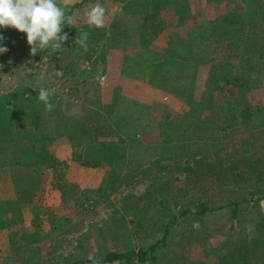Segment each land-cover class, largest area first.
Masks as SVG:
<instances>
[{
  "label": "rangeland",
  "instance_id": "obj_1",
  "mask_svg": "<svg viewBox=\"0 0 264 264\" xmlns=\"http://www.w3.org/2000/svg\"><path fill=\"white\" fill-rule=\"evenodd\" d=\"M96 4L105 23L90 28L85 13ZM229 11L246 21L240 35L256 29L255 42L219 34ZM70 14L76 25L64 26L73 34L60 53L32 56L26 34L0 29L9 48L0 54V131L9 145L0 149V264H94L109 250L155 241L172 219L159 264H264V0H73ZM202 21L217 25L220 43H199L203 59L188 58ZM79 31L89 33L87 52L74 43ZM212 69L236 80L260 110L258 126L212 127L223 113L190 103L192 92L207 97ZM41 86L54 90L51 112ZM99 109L113 131L73 141L74 130L97 124ZM61 140L83 155L73 152L78 168L57 163ZM200 202L211 209L198 214Z\"/></svg>",
  "mask_w": 264,
  "mask_h": 264
},
{
  "label": "trees",
  "instance_id": "obj_2",
  "mask_svg": "<svg viewBox=\"0 0 264 264\" xmlns=\"http://www.w3.org/2000/svg\"><path fill=\"white\" fill-rule=\"evenodd\" d=\"M86 1V0H82ZM147 6L145 5L143 10H146ZM134 9V8H133ZM139 9H134L131 13H133V17H136L139 19L141 15L138 14ZM246 21L240 16L239 13L233 11L228 12L225 15V18L223 22H221V28L219 29V34L224 33V36L226 38H230L235 43H240L241 40H245L246 38L252 39V41L255 42V32L256 29L250 30V35L245 37L240 35L241 30H245ZM199 28H205L206 30L203 33H199L198 35L193 39V43L195 44V47L192 44H189V50L186 51V53H191L192 56L188 58H194L196 60L203 59V53L202 50L199 47V43H203L204 47H208L210 42L220 43V39L218 38L217 34V25L212 24L211 26H208L205 24V21H202L199 23ZM71 29L64 27V32L69 33V36H71L73 33L69 32ZM72 31V30H71ZM81 32V31H79ZM142 40V39H141ZM205 40V41H204ZM247 40V39H246ZM179 42L182 46L187 45L188 39L186 37H180ZM178 42V43H179ZM258 47L261 50V54L264 49V36L259 37ZM17 43L14 41L12 42L11 46L16 45ZM178 45V44H177ZM207 45V46H206ZM208 49V48H206ZM204 49L205 52L207 50ZM201 50V51H200ZM218 51V50H217ZM11 53L13 54V50L11 49ZM202 53V54H201ZM219 53V52H217ZM187 57L186 55H184ZM210 62V59H209ZM229 64V63H228ZM210 78L207 83L206 88L202 90V93H206V98H197L194 92L190 93L189 95V101L191 104L196 103L197 101L201 100L203 103L205 102V106L210 108L212 113H223L224 119H222V122H215L209 119V121H212L211 126L213 127L215 124L218 127H221L222 129H225L228 131L230 127L238 128L239 123H242L243 125L248 126H258L260 124V119H258L256 112L260 111L259 109H255L251 106V104L243 97V89L238 86V83H236V80H233L229 77V72L223 71V72H216L215 70H210ZM220 78H223V81L219 80ZM239 88L241 89V94H236L239 91ZM238 90V91H237ZM201 93V95H203ZM232 94V95H231ZM235 96V97H234ZM201 104V103H200ZM217 108V109H216ZM101 109H99L96 113L99 115V117L96 118L97 124H90V125H84L83 129L81 131L74 130L70 134V137L73 141H79L82 139L88 140V141H96L101 135L109 133L113 131V128L111 124L109 123L107 116L104 112L100 113ZM221 111V112H218ZM170 123V121H167ZM75 158H79V160H82L81 158L83 155L78 153V151L75 149L74 151ZM56 160L55 158H52L50 160V164H52V167L56 168V165H54ZM87 164H92L94 161L92 159H85L83 160ZM211 207L208 205H205L204 203H198L197 208L195 211L200 214L204 213L208 210H210ZM188 210L184 209L182 213H187ZM238 213V206H235L233 209V215H237ZM173 220V219H172ZM172 220L168 221L164 227L163 234L157 238L155 241L148 243L146 245H142L138 248H128L124 250H109L105 252V254L100 257L97 260L91 261L94 264H104L108 262H112L115 260H121L125 264H135V263H146L150 262L152 264H159L158 257L156 255V251L159 247L164 246L167 242V238L171 232V223ZM39 221L35 219V223H38ZM87 260H74L66 264H85ZM165 264H168L165 263ZM202 264V263H201Z\"/></svg>",
  "mask_w": 264,
  "mask_h": 264
},
{
  "label": "clouds",
  "instance_id": "obj_3",
  "mask_svg": "<svg viewBox=\"0 0 264 264\" xmlns=\"http://www.w3.org/2000/svg\"><path fill=\"white\" fill-rule=\"evenodd\" d=\"M73 0H0V29H15L26 34L30 54L35 56L38 52L52 49L55 53L64 50V43L70 39L69 33L64 32V26H75L77 17L70 14ZM90 28H101L105 23V9L96 4L85 13ZM89 33H78L74 38L77 47L88 51ZM5 37L0 33V54H5L9 48L4 43ZM55 76L62 77V69L54 72ZM39 79L43 81L44 75ZM53 89L41 86L38 89V99L43 102L46 111H53L54 105L50 97Z\"/></svg>",
  "mask_w": 264,
  "mask_h": 264
},
{
  "label": "crops",
  "instance_id": "obj_4",
  "mask_svg": "<svg viewBox=\"0 0 264 264\" xmlns=\"http://www.w3.org/2000/svg\"><path fill=\"white\" fill-rule=\"evenodd\" d=\"M2 116L0 117V122L2 121ZM1 135H0V149L1 150H4L5 148H8V141H6L5 137H4V130L1 129L0 131ZM6 144V145H5ZM91 146H88V148H90ZM93 148H97V153L99 154L100 153V149H104V147H102L100 144H98L97 146H94L92 147L91 149ZM109 148V147H108ZM73 150H74V145L72 147V145L70 144V142H66V141H60L58 144H56L55 146V155L57 156L59 162V164L62 163V161H67L68 162V166L73 168L75 166V163L72 162V157H73ZM92 158H95V159H99L101 158L99 155H95L94 153L91 154ZM8 165V163H6ZM8 167V166H7ZM75 168H78L75 166ZM81 171L83 170L84 171V167L82 165V167L80 168ZM5 177L3 178L4 181H8L10 179V176H9V170L7 172H5ZM20 226H22L21 223H18V224H15V228L16 229H19Z\"/></svg>",
  "mask_w": 264,
  "mask_h": 264
}]
</instances>
